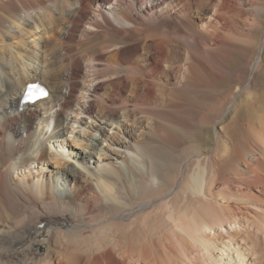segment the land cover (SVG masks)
Masks as SVG:
<instances>
[{
  "label": "bare ground",
  "instance_id": "bare-ground-1",
  "mask_svg": "<svg viewBox=\"0 0 264 264\" xmlns=\"http://www.w3.org/2000/svg\"><path fill=\"white\" fill-rule=\"evenodd\" d=\"M0 264H264V0H0Z\"/></svg>",
  "mask_w": 264,
  "mask_h": 264
},
{
  "label": "rangeland",
  "instance_id": "rangeland-1",
  "mask_svg": "<svg viewBox=\"0 0 264 264\" xmlns=\"http://www.w3.org/2000/svg\"><path fill=\"white\" fill-rule=\"evenodd\" d=\"M260 33H258V35H259ZM237 86V82H235V81H232V80H226L225 81V83H224V85H223V87H224V91L225 92H229L231 89H233L234 87H236ZM245 115V110L242 108L241 110H240V116H244ZM162 132V133H161ZM156 137H157V139H159V140H157L155 143L157 144L156 146V148L159 150H161V148L160 147H163L162 149H164L163 151L161 150H159V152H157V155H159V157H160V160L161 161H164V159H165V161H166V150H165V148H166V125H162V127H160L159 129H157L156 130ZM167 133H168V131H167ZM169 135V137H170V139H173V135L171 136V134H168ZM162 137V138H161ZM160 144H159V143ZM160 153V154H159ZM163 156V157H162ZM161 158H163V159H161ZM154 191V192H153ZM154 193V194H153ZM160 195V191L158 190V189H152V191H150V194H148L147 195V198L149 199L150 197H152V200H154V199H157V196H159ZM144 198H143V200H145V199H147L145 196H143ZM151 199V198H150ZM142 202V201H141ZM177 247V246H176ZM178 248V250H179V247H177Z\"/></svg>",
  "mask_w": 264,
  "mask_h": 264
}]
</instances>
